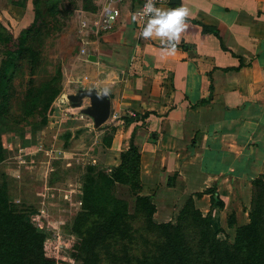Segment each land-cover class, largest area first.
Masks as SVG:
<instances>
[{
  "label": "crops",
  "instance_id": "crops-1",
  "mask_svg": "<svg viewBox=\"0 0 264 264\" xmlns=\"http://www.w3.org/2000/svg\"><path fill=\"white\" fill-rule=\"evenodd\" d=\"M72 1L77 34L64 37L74 46L59 57L65 80L75 90L107 89L110 115L99 127L115 128L106 148L112 166L132 136L141 194L151 196L153 218L172 220L188 197L206 214L210 198L202 192L214 187L223 207L212 209V218L220 221L230 211L247 220L250 180H264V0H167L158 7L183 5L191 12L173 56L158 39L138 36L132 16L139 1ZM32 13V0H0V24L13 38ZM62 103L55 100L54 108L66 123L86 116L74 117ZM38 141L32 154L40 155Z\"/></svg>",
  "mask_w": 264,
  "mask_h": 264
},
{
  "label": "trees",
  "instance_id": "trees-1",
  "mask_svg": "<svg viewBox=\"0 0 264 264\" xmlns=\"http://www.w3.org/2000/svg\"><path fill=\"white\" fill-rule=\"evenodd\" d=\"M60 2L32 0V22L16 38L0 24V165L10 160V141L4 143L5 135L20 141L18 149L24 160L16 169L26 168L39 156L32 153L40 147L38 139L54 109L63 77L59 64L44 61L42 48L45 39L60 31L51 21L57 23L59 14L67 19L72 14L70 6L74 9L72 0L68 8ZM202 30L216 34L210 28ZM62 102L69 105L66 98ZM15 109L18 115L12 112ZM114 130L109 127L103 136L105 148L110 146ZM72 136L71 132L63 134V147ZM68 172L51 158L43 188L48 192ZM10 182L0 172V264H58L50 233L29 219L42 210L43 197L31 200L23 191L17 196ZM250 184L247 221L236 225L234 215L227 216L232 237L211 216L212 209L223 207L214 187L202 192L210 198L206 214L188 197L172 221L156 223L151 196L141 194L140 154L131 136L127 148L118 154L116 166L104 170L88 164L79 174L78 209L63 225L68 239L64 258L79 264H264V180L258 175ZM117 187L132 198V210L125 199L115 195ZM136 221L141 223L142 249L133 254Z\"/></svg>",
  "mask_w": 264,
  "mask_h": 264
},
{
  "label": "rangeland",
  "instance_id": "rangeland-1",
  "mask_svg": "<svg viewBox=\"0 0 264 264\" xmlns=\"http://www.w3.org/2000/svg\"><path fill=\"white\" fill-rule=\"evenodd\" d=\"M60 4H62L65 8H68L69 6V2H67V0H61ZM70 7H72V14L67 19L64 15L59 14L56 16L58 20L57 23L51 21L54 26L60 27V31L55 33L56 35L54 34V36H52V34L50 37L45 39L42 48L44 61L47 63L50 62V64H59L62 69L63 77L61 81V91L58 97L55 99L57 105H59L68 94L76 93L75 85L72 86L71 83L69 84V82L67 83L65 80V61L63 59H59V57L63 58V56L68 54L71 51V48L74 46L73 41H71L70 44L65 45L66 43L63 42V40H65L64 37L71 34L75 36V34H77L75 25L71 23V17L74 16L73 6ZM32 16H34V11ZM68 84L70 88L68 87ZM66 91L70 93H66ZM57 99L59 100L57 101ZM86 102V100H83L82 107L80 108L72 107L74 117L80 118L79 115L81 114V108L86 106ZM67 106L68 108H71L70 105ZM60 107L61 109L63 108L62 106ZM16 109L12 112L18 115L19 111ZM68 115L69 113H66V116ZM64 117L65 116H62L61 113L58 112L56 107L52 112H50L48 115L47 126L43 129L42 134L40 133L41 136H39L40 142L42 144L40 155L35 159V162L28 164V166L22 170L16 169V164L22 165L23 162H20L24 160L23 157L20 156L22 153H20L18 149L20 146V141L16 138L9 139V135H5L3 137L4 143L7 145V140L10 141V160L6 161L3 165H0V172L4 173L8 182H12L11 191L16 193L17 196H20L21 192L23 191L25 192L26 197H29L31 200L40 195V197H43L42 210H38L36 215L30 216V222L36 225V227H44V229L50 233V241L55 244L56 253L58 254V264L59 261H61L62 264H79L77 262L71 263L64 258L66 257L65 255H68L66 248L64 247L68 239L66 237V231L63 228L68 215L78 209L75 191L79 186V174L88 164H94L104 170H107L112 167L114 163L112 159H114V157L112 152L106 149L102 142L103 136L109 132V129H105L104 127L106 125H104L101 129H98L99 127L97 129H93L91 124L92 121H90L88 116H82L80 119H83L77 121H70L68 118L69 122L67 123L66 118L63 119ZM77 130H79V134L75 135ZM65 132H71L73 135L68 140L67 147H63V134ZM63 151H67V153L64 155ZM54 156L56 160H59V168L69 170V172L64 175L62 181L60 180L55 182L47 192L45 188H43L42 183L48 175L49 164L51 158H54ZM114 192L116 196L125 199L129 203L130 210H132L133 200L130 196H128L125 189L117 187ZM15 199L18 200V198ZM175 212H177V210ZM228 214H230V211H227L225 218L220 219V221V217H217V220H214L218 226L225 228L229 236L232 237L233 229L227 228L226 224ZM232 214L234 215L236 225L243 222L245 223L247 221L242 218L241 220L243 221H237L235 219V213ZM153 221L156 223H161L160 218H153ZM140 226L141 223L138 221L133 224L135 230L134 236H136L133 254H137L142 249V240L139 237L140 233L138 232Z\"/></svg>",
  "mask_w": 264,
  "mask_h": 264
},
{
  "label": "clouds",
  "instance_id": "clouds-1",
  "mask_svg": "<svg viewBox=\"0 0 264 264\" xmlns=\"http://www.w3.org/2000/svg\"><path fill=\"white\" fill-rule=\"evenodd\" d=\"M157 0H146L139 14L143 18L142 29L139 33L144 40L158 39L163 52L173 56L178 51V45L182 34L188 28L190 9L180 5L170 9H162L156 6ZM137 19V14L132 20ZM107 94V89L104 90Z\"/></svg>",
  "mask_w": 264,
  "mask_h": 264
},
{
  "label": "water",
  "instance_id": "water-1",
  "mask_svg": "<svg viewBox=\"0 0 264 264\" xmlns=\"http://www.w3.org/2000/svg\"><path fill=\"white\" fill-rule=\"evenodd\" d=\"M170 4L179 3V0H168ZM88 60H93L90 56ZM66 99L71 107H82L83 100H87L88 104L81 108V113L90 117L93 121V127L101 126L110 115V99L104 91H97L94 88L79 87L74 94H68Z\"/></svg>",
  "mask_w": 264,
  "mask_h": 264
},
{
  "label": "built area",
  "instance_id": "built-area-1",
  "mask_svg": "<svg viewBox=\"0 0 264 264\" xmlns=\"http://www.w3.org/2000/svg\"><path fill=\"white\" fill-rule=\"evenodd\" d=\"M137 1H139L140 5H139V8L133 12V15L137 14V19L135 20V22H136L137 34L139 36V33L142 29L143 18L138 14H139L140 10L143 8V5L145 4L146 0H137ZM166 2H167V0H157L156 6L158 7L159 5L164 4ZM129 115L133 116L134 114L129 113Z\"/></svg>",
  "mask_w": 264,
  "mask_h": 264
}]
</instances>
